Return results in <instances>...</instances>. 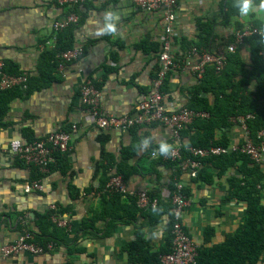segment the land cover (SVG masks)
Segmentation results:
<instances>
[{
	"label": "crops",
	"instance_id": "0c3cea01",
	"mask_svg": "<svg viewBox=\"0 0 264 264\" xmlns=\"http://www.w3.org/2000/svg\"><path fill=\"white\" fill-rule=\"evenodd\" d=\"M69 10L57 0H0V59L8 70L27 73L31 78L28 89L0 93V248L15 242L27 230L38 232V216L46 215L52 206L62 209L69 221L71 231L65 236L66 242L70 243L83 221L94 217L99 235L88 233L76 247H70V252L59 247L40 255L23 252L11 258H3L0 253V264H134L124 247L135 241L139 232L145 233L154 252L164 247L169 235V217L155 226L139 213L136 219L130 218L135 197L112 196V202L102 203L95 188L106 172H120L127 177L128 189L154 192L161 204H170L169 185L175 170L165 160L151 156L160 141L171 144L170 130L159 124L98 130L79 100L81 85L94 81L104 112L123 116L138 111L160 68L165 34L161 13L141 10L131 0H85L72 31L74 47L82 54L75 61L63 63L57 60L59 54L46 52L48 47L54 53L57 42L55 46L46 44L58 40L54 24ZM106 11L118 16V34L114 37L97 35ZM176 12L173 54H185L179 67L169 71L164 87L169 112L187 107L199 85L200 79L190 72L198 58L189 53V48L206 44L210 50L223 49L237 31L258 26L254 18L239 17L232 0H179ZM239 47L237 81L245 77L247 83L240 85L241 91H254L257 80L250 73L254 67L251 52L245 44ZM203 96L214 104V93ZM56 131L70 133L68 150L49 173L43 174L41 191L24 193V184L34 179L36 170L11 152V142H32ZM194 134H185V143H190ZM149 136L153 137L149 149L138 151L141 138ZM214 139L242 144L248 137L232 120L230 126L215 129ZM241 164L229 167L222 175L219 169L208 166L211 183L197 179L196 173L192 176L191 170H183L177 178L176 183L181 184L190 201L183 225L199 248L224 244L244 222L248 204L231 195V180L243 177ZM262 166L264 169V163ZM262 191L264 194V188ZM110 211L115 221L109 234L102 236L110 221L104 217ZM209 230L212 232L207 235ZM55 231L49 227L47 232ZM259 264H264V257Z\"/></svg>",
	"mask_w": 264,
	"mask_h": 264
},
{
	"label": "built area",
	"instance_id": "2783aa9c",
	"mask_svg": "<svg viewBox=\"0 0 264 264\" xmlns=\"http://www.w3.org/2000/svg\"><path fill=\"white\" fill-rule=\"evenodd\" d=\"M85 0H57L66 9L80 5ZM179 0H131L132 4L146 12H159L164 23V38L162 48L159 53L160 68L152 81L151 91L144 97L139 105L138 111L133 115L116 116L107 114L100 107L99 93L92 82L87 81L81 85L79 90V100L88 110L93 125L102 131L110 130H129L131 128L149 127L159 124L168 128L172 134L171 145L174 151L170 156H158L153 159L161 158L165 161L177 162L182 160V131L197 118H207L209 114L203 111L191 110L187 107L177 112H169L164 101V87L167 82L168 73L171 69L179 67L173 54V37L177 23V4ZM79 16L69 13L62 20L54 24L55 36L63 33L72 26L78 24ZM256 27H250L237 31L233 41L229 42L223 49L200 50L192 47L189 51L192 56L198 58L197 63L190 67V72L197 79L203 78L207 67L214 65L217 71L224 68L230 53L235 52L239 46L244 44L246 37L258 35L255 33ZM57 38L47 42V46H55ZM82 54V50L72 48L61 52L58 59L63 63L75 61ZM30 76L27 73L11 74L8 72L7 64L0 59V92L28 89ZM255 117L254 113L239 115L234 121L244 128L248 139L242 144H229L228 146H211L209 148H197L188 146L187 151L190 157L183 161L182 170H191L195 176L202 159L210 156H219L234 152H240L249 156L255 163H264V128L259 132L258 140L250 137V130L247 124L248 119ZM75 131V128L72 129ZM70 133L56 131L47 137L32 141L21 142L12 141L10 144L11 152L19 157L28 166L35 167L41 174L50 172L51 167L56 164L57 155L65 153L69 148ZM152 156V154H151ZM95 188L96 193H98ZM42 190L41 180L29 181L24 184V193H32ZM104 192L108 194L128 195L136 198L137 207L141 210L156 209L160 205L157 197H152L147 190L133 191L128 189L126 181L122 176H113L105 185ZM172 207L170 213L173 217L171 227L172 247L168 254L161 255V264H196L199 247L192 237L187 233L183 225V214L189 206V198L183 193L182 186L176 183L175 192L171 197ZM55 213L52 221L67 233L71 231L69 221L59 214L58 208L52 206ZM58 247L54 243H49L46 247L34 243L29 233H24L15 242L1 246L0 253L3 258H11L23 252L34 255L44 254L55 251Z\"/></svg>",
	"mask_w": 264,
	"mask_h": 264
},
{
	"label": "trees",
	"instance_id": "16d2710c",
	"mask_svg": "<svg viewBox=\"0 0 264 264\" xmlns=\"http://www.w3.org/2000/svg\"><path fill=\"white\" fill-rule=\"evenodd\" d=\"M81 6L82 4L74 6L69 10V13L80 15ZM73 27L74 26L57 35L58 40L54 53H52L50 51L51 49L48 47L46 52L55 56V54L58 55L61 52L74 48L72 39ZM234 38L235 35L230 39V42L233 41ZM258 39V35H250L244 40V44L248 46L253 59L254 67L250 70V73L254 74L256 77V90L241 91L240 85L244 84L247 80L245 77H242V79L237 81L236 74L239 73L238 69L241 68V66L238 65L239 53H237L240 47H238L235 52L229 54L228 61L222 70L217 71L214 65L208 66L203 78L199 80V85L194 89L193 100L187 105V108L206 112L209 114V117L195 119L182 131V137L185 136V134L187 135L191 134L193 131L195 132L190 143H185L184 138L182 140L183 159L177 162L166 161V163L175 170V179L173 178L169 185L172 194L176 189L177 178L183 172V161L185 158L190 157L189 152L186 150L188 146L209 148L211 146L229 145L228 142H218L214 139V131L217 127H228L232 120H235L239 115L254 113L255 117L248 119L247 124L250 130V137L258 140L259 132L264 128V49L256 46V41ZM203 46L204 47L193 45L192 47H196L200 50H210L208 47H205L206 44ZM192 47L189 48V51ZM183 55L179 56L178 53L175 52V61L180 63L179 60L184 57ZM8 71L14 74H21L19 71L10 68ZM92 84L97 88L94 81ZM227 88H230L228 92L226 91ZM11 91L12 90L0 93L6 94ZM207 92H212L216 95V100L212 105L205 96L202 97V94ZM1 117L0 115V118ZM60 158L61 154H58L57 161ZM197 161L200 162V167L196 171V178L204 180L207 183L212 182V175L207 172L208 166L219 169V175H222L229 167L235 166L239 162L242 163L241 169L243 171V177L233 178L231 180V195L232 197L247 202L248 213L244 222L239 227V230L229 235L224 244L213 248L200 247L198 249L196 264H259L264 257V194L262 191L264 188V169L262 164L255 163L249 156L240 152L210 156L202 159L197 158ZM53 167L54 165L51 169H53ZM35 170L36 176L30 181L42 180L44 175L36 168ZM104 176L105 177L101 180L97 188L98 195L102 203H107L108 201L112 202V196H119L121 194L111 195L104 192L105 185L113 176H122L125 181L127 177L120 172L113 174L106 172ZM149 194L152 197H157L154 192H149ZM131 205L133 211H130V218L134 219L139 213L151 226L159 225L166 216L169 217V235L162 249L157 252L152 251L150 240L146 238L144 232H139L136 240L124 247V251L128 254L129 260L134 264H161V255L168 254L172 247V235L170 233L173 224V217L170 214L172 204L164 205L160 203L154 211L153 209L141 210L137 207L136 198H133ZM58 212L63 216L64 212L62 209L58 208ZM54 213L55 212L51 209L46 215L38 216V232L27 230V233L31 235V240L34 243L43 247H46L49 243H54L58 248L65 247V249L70 252V247H76L88 233L99 235V230L95 228L97 219L94 217L83 221L82 225L72 234L71 241L68 243L65 240V236H67L68 233L63 228H59L52 221ZM104 218H110L107 231L102 234V236H107L115 221L112 219V211L107 213ZM49 227H54L56 233H48ZM211 232L212 230H209L207 235L211 234ZM207 239H209V236H207ZM77 250L80 251L79 248H75V251Z\"/></svg>",
	"mask_w": 264,
	"mask_h": 264
},
{
	"label": "clouds",
	"instance_id": "9594fccd",
	"mask_svg": "<svg viewBox=\"0 0 264 264\" xmlns=\"http://www.w3.org/2000/svg\"><path fill=\"white\" fill-rule=\"evenodd\" d=\"M232 7L236 10L241 18L255 19L258 22L255 33L259 39L256 41V46L264 49V0H232ZM118 16L113 11H106L103 14V25L98 29L97 35L116 36ZM153 143V137H142L137 144L138 151L149 149ZM174 151L173 145L167 141H160L157 148L152 150V157L170 156ZM154 211V208H153ZM157 233H152L155 236ZM147 238V237H146Z\"/></svg>",
	"mask_w": 264,
	"mask_h": 264
}]
</instances>
